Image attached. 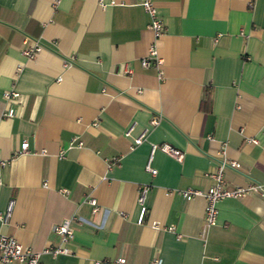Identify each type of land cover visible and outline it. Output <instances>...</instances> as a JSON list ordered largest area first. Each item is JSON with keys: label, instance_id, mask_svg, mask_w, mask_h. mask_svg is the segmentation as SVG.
Wrapping results in <instances>:
<instances>
[{"label": "crops", "instance_id": "0c3cea01", "mask_svg": "<svg viewBox=\"0 0 264 264\" xmlns=\"http://www.w3.org/2000/svg\"><path fill=\"white\" fill-rule=\"evenodd\" d=\"M138 1L0 0V233L40 264H264V194L218 201L200 235L203 199L174 191L207 187L220 148L239 163L228 185L264 184V0H152L159 74L140 64L152 34ZM29 37L42 48L26 58ZM149 143L182 159L156 148L150 175ZM71 216L60 243L52 227Z\"/></svg>", "mask_w": 264, "mask_h": 264}, {"label": "built area", "instance_id": "2783aa9c", "mask_svg": "<svg viewBox=\"0 0 264 264\" xmlns=\"http://www.w3.org/2000/svg\"><path fill=\"white\" fill-rule=\"evenodd\" d=\"M138 3V5L142 7L143 11L148 16V22L146 24V27L151 31L152 34V41L147 47L145 55H143L141 59H139L140 64L142 66H145L148 64V61L150 59L154 63L155 67H157L158 69V66L160 64V58L156 55L155 40L162 32H164V25L158 18L156 8L152 0H139ZM28 40L29 41L26 43V45L20 48L18 51L24 57L31 58L39 51V49L42 48V44L35 38L29 37ZM70 62V59L64 58L63 62L61 63H63V65H67ZM157 73H160L159 69L157 70ZM58 78L59 76L57 77V79ZM16 95L17 93L11 90H3L1 93V96L4 99L15 97ZM2 115L11 117L13 115V108L7 107L2 112ZM158 117V114H152L149 118V124H155V122H157ZM144 134L145 132L142 130L139 135L134 137L131 146L140 143L144 139ZM73 141H76L74 144H76L77 146L80 145V141L76 140L75 137H72L66 145H72ZM250 141L254 142L255 140L252 138L250 139ZM17 147L18 149L15 151L16 153L27 151L26 140L22 139ZM156 148L168 154L169 156L171 155V157L177 161H180L182 159L183 152L180 149H177L167 143H149V153L145 160L143 169L147 171L150 175H154L156 172L155 168L151 166L152 153ZM217 153L218 158L216 159L215 169L209 175L212 181L207 187L201 189L185 186V188L183 189H174V191L178 193L183 199H190L193 196H200L203 199L202 225L200 227V235L205 231L207 227L215 224L217 213L216 204L218 201L225 198L240 197V195L242 196L248 193H255L258 195L264 194V184L254 180L250 181L244 186L228 185L227 182L224 181L225 179L223 178V171L225 169L238 170L239 163L234 159L227 158L224 155L225 152L223 151V148H220ZM2 163L3 162L0 161V164ZM146 191L147 185L144 183L139 186L137 194L135 196V203L138 207L136 216L137 223H141L142 221V215L145 209L144 199ZM62 192H64L63 189ZM83 200L89 203L90 205H95V199L92 197L86 196L83 198ZM9 207L10 205H8L4 214L0 213L1 220L4 221L8 216ZM71 218L72 216L64 218L52 227V232H54L58 236V241H60V243H64L71 238V228L69 227V221ZM152 226H155L154 222L152 223ZM41 251L50 252V254H65L68 252V249L65 246L59 244L56 246H46L42 248ZM37 254H39V251L23 247L13 236L0 233V264H40ZM114 262L116 264H124V259L119 256L114 260ZM149 264H160V259L156 256H153L150 259Z\"/></svg>", "mask_w": 264, "mask_h": 264}]
</instances>
